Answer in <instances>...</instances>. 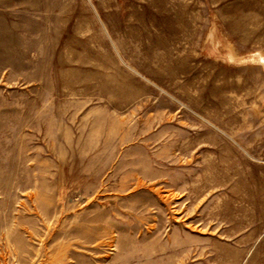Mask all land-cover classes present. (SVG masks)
<instances>
[{
  "label": "rangeland",
  "instance_id": "obj_1",
  "mask_svg": "<svg viewBox=\"0 0 264 264\" xmlns=\"http://www.w3.org/2000/svg\"><path fill=\"white\" fill-rule=\"evenodd\" d=\"M0 264H264V0H0Z\"/></svg>",
  "mask_w": 264,
  "mask_h": 264
}]
</instances>
